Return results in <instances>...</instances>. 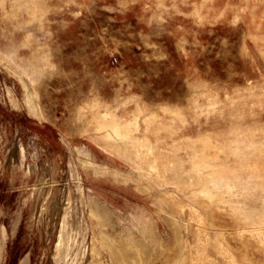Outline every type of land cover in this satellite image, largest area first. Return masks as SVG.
<instances>
[{
  "label": "rangeland",
  "instance_id": "1",
  "mask_svg": "<svg viewBox=\"0 0 264 264\" xmlns=\"http://www.w3.org/2000/svg\"><path fill=\"white\" fill-rule=\"evenodd\" d=\"M0 264H264V0H0Z\"/></svg>",
  "mask_w": 264,
  "mask_h": 264
}]
</instances>
